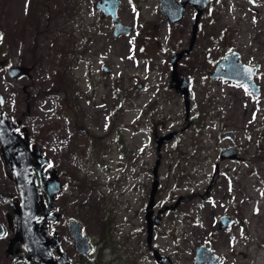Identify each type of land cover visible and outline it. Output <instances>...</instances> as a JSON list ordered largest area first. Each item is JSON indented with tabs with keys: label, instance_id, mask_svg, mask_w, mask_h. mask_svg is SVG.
Segmentation results:
<instances>
[{
	"label": "rangeland",
	"instance_id": "374dc122",
	"mask_svg": "<svg viewBox=\"0 0 264 264\" xmlns=\"http://www.w3.org/2000/svg\"><path fill=\"white\" fill-rule=\"evenodd\" d=\"M96 1L0 0V32L18 37L9 41L12 61L35 59L32 79L20 85L31 97L22 108L33 100V136L65 186L59 201L92 236L89 264H159L154 249L173 264H195L200 245L222 264H264V0H212L195 39L192 4L173 23L161 0H120L118 21L132 30L116 36ZM232 51L261 65L259 96L212 76ZM178 52L188 117L184 94L171 85ZM173 132L158 151L156 136ZM228 146L240 148L238 159L219 157ZM157 161L156 211L179 203L161 214L150 247L145 215ZM225 215L234 222L221 228Z\"/></svg>",
	"mask_w": 264,
	"mask_h": 264
},
{
	"label": "water",
	"instance_id": "95a60500",
	"mask_svg": "<svg viewBox=\"0 0 264 264\" xmlns=\"http://www.w3.org/2000/svg\"><path fill=\"white\" fill-rule=\"evenodd\" d=\"M212 0H161L160 6L161 10L167 15L168 19L175 23L181 21L184 16L185 8L188 4H192L197 10L193 38L195 39L196 33L198 31L199 21L204 12L205 7ZM121 5L120 0H97L95 2V7L102 11L103 16H111L115 25L114 34L116 36L130 32L132 27L122 24L118 21V10ZM184 52L175 53L172 58V71L173 80L172 87H174L178 92L184 94L185 96V113L186 117L189 116L191 107V91L188 87V80L183 76L180 80L178 75V64L183 57ZM260 64L250 65L242 61L240 53L237 51H232L226 55V58L221 60L216 68V71L212 73L213 77H222L225 79H230L235 82L243 83L248 86L253 93L256 95L261 94V88L256 83L255 76L260 69ZM16 74L18 76L19 68H15ZM23 67L21 69L24 70ZM28 69V68H27ZM105 71H110L109 67H105ZM20 74V73H19ZM1 96V94H0ZM2 97V96H1ZM2 100L0 99V141L2 144V152L5 158L7 166L13 172L16 177V183L20 194V200L15 201L8 198L3 193L0 192V198L4 202H8L12 207L15 218H16V229L13 238L10 240L9 246L6 249V255L16 260L19 257H15L14 245L20 242L24 251L27 252L28 256H24V264H31L32 260L41 264H72L70 257L66 252H61L60 258L57 261L53 258L50 251V246L58 248L60 241L55 237L49 239L46 233L49 228L46 227V222L50 218H57L58 215L50 213L53 210V200L56 193H58L62 187V182L59 178L58 172L55 168H50L51 176L50 178L42 182L41 185L37 184V178L32 176L33 166H39L41 171V179L44 176L43 167L48 163V159L42 155L41 149H36L35 147H30L26 140L24 142L17 141L12 135L14 126H7L3 118V108ZM10 120V117L7 116ZM11 123V122H10ZM11 131V132H10ZM173 133L165 134L162 136H156L157 149L160 151L163 144L168 142L173 136ZM226 134L231 135L234 138V133L232 131L226 132ZM241 150L237 146H228L220 149L219 157L221 159L231 158L236 160L239 158ZM39 161L38 163H36ZM159 162L157 161L156 166L153 170V184L150 193V201L146 207V219H147V241L148 244L152 245L154 239V224L160 222L159 215L166 209H173L176 205L165 207L159 212H155L156 207V194L159 188ZM37 166V168H38ZM220 176V169L218 164L215 167V173L212 177L210 184L207 186V193L204 197L208 196L209 190L216 184ZM43 190L47 195L48 202L45 204L40 198V190ZM155 213V214H154ZM154 215V216H153ZM234 222V218L229 215L220 217L219 225L221 228H226ZM71 235L76 240V246L79 252L88 255L91 251L90 243L88 237L82 234L81 223L77 220H71L69 226ZM6 230L5 227L0 222V237L4 236ZM156 261L159 264H173V260L170 256L161 253L159 250L155 249L153 251ZM222 264L220 256L214 252L212 246L200 245L196 249V260L195 264Z\"/></svg>",
	"mask_w": 264,
	"mask_h": 264
},
{
	"label": "flooded vegetation",
	"instance_id": "af4514ba",
	"mask_svg": "<svg viewBox=\"0 0 264 264\" xmlns=\"http://www.w3.org/2000/svg\"><path fill=\"white\" fill-rule=\"evenodd\" d=\"M14 36H15L14 31H9V30L5 31L4 29H2V31L0 32V94L2 96V97L0 96V99L3 102L2 103L3 118L5 119L4 122L6 123L7 126L9 125L11 127L14 126L12 135L17 141L24 142L26 140V135H27V141L30 147H35L36 149H40L41 147L38 145V142L35 140L32 133L33 127L31 122L33 117H35L33 111V106H34L33 100H29L27 102V108L23 109L22 103H26V98L29 99L31 97L28 94V91H26L27 95H25V97L24 95H22V91L26 90V87H23L22 89L20 88V85L22 84V81L24 79H28V80L32 79L35 73V65H34L35 59L33 57H30L28 59L31 61L27 59L26 60L19 59L17 62L12 61L11 58L12 47L9 41H11L14 38L18 39V37H14ZM22 38L20 40H22ZM32 50L33 49L31 48V51ZM23 67L25 69L22 70L21 72V69ZM15 68H19L18 76L14 75V73L15 74L17 73L15 71L16 70ZM7 116L10 117V120L7 119ZM38 162L39 161H37L36 163ZM0 164L2 169V173L0 174V192L3 193L8 198H11L12 200L19 201L20 194L16 183V177L6 164L2 152L1 141H0ZM37 166H33L32 176L34 178H37V184L41 185L42 182H45L50 178L51 176L50 167L49 165L43 167L44 176L41 179L40 177L41 171L39 169V166L38 168ZM56 171L58 172V170ZM64 188L65 186L64 183L62 182V187L60 191L56 193V195L54 196L53 210L50 212L58 215V217L48 219L45 225L46 227L49 228V231L46 233V236L49 239H52L55 237L54 235L56 234L57 238L60 241L58 248L50 246V251L52 253L53 258L56 259L57 261L60 258L61 252H66L70 257V261L72 264H89V261L91 260L92 254L95 249L94 242L91 238L92 236L88 233V230L85 228L84 226L85 224L82 220H80L78 217L67 216L63 208V204L60 203L59 201L60 195L64 190ZM40 198L45 204H47L48 202L47 195L42 189L40 190ZM0 204L6 208L5 215H6L7 228L1 221L0 222L5 227L6 230L4 236H6L5 237V239H7L6 246L8 247L10 240L13 238L15 233L16 218L14 211L8 202H4L0 198ZM162 209L163 208L156 211V207H155V212L157 213ZM164 212H161L159 215L160 222L159 223L156 222L154 224V231H156V226L161 223L162 221L161 214ZM71 220L79 221L81 223L82 234L88 237V241L91 247V251L88 255L82 254L77 249L76 240L71 235L69 229ZM4 236L0 237V239L3 238ZM14 251H15L14 253L15 257H19V258L14 260L7 255L6 264H24L23 257L28 256V254L27 252L24 251L20 242H17L14 245ZM31 264H41V263L33 259Z\"/></svg>",
	"mask_w": 264,
	"mask_h": 264
},
{
	"label": "bare ground",
	"instance_id": "6f19581e",
	"mask_svg": "<svg viewBox=\"0 0 264 264\" xmlns=\"http://www.w3.org/2000/svg\"><path fill=\"white\" fill-rule=\"evenodd\" d=\"M215 87V86H214ZM215 89H216V87H215ZM220 90V89H219ZM217 92H219V91H217ZM222 93V92H221ZM195 234V233H194ZM196 239V238H195ZM263 262H264V260H263Z\"/></svg>",
	"mask_w": 264,
	"mask_h": 264
}]
</instances>
